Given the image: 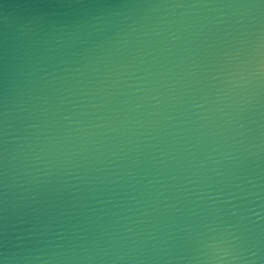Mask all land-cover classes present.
<instances>
[{"label": "water", "instance_id": "1", "mask_svg": "<svg viewBox=\"0 0 264 264\" xmlns=\"http://www.w3.org/2000/svg\"><path fill=\"white\" fill-rule=\"evenodd\" d=\"M0 264H264V0H0Z\"/></svg>", "mask_w": 264, "mask_h": 264}]
</instances>
